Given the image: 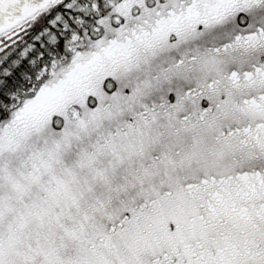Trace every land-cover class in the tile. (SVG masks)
I'll use <instances>...</instances> for the list:
<instances>
[{"label": "snow or ice", "instance_id": "obj_1", "mask_svg": "<svg viewBox=\"0 0 264 264\" xmlns=\"http://www.w3.org/2000/svg\"><path fill=\"white\" fill-rule=\"evenodd\" d=\"M0 264H264V0H0Z\"/></svg>", "mask_w": 264, "mask_h": 264}]
</instances>
